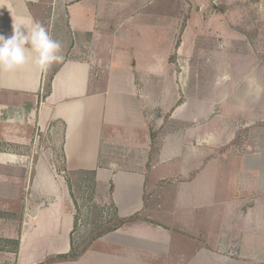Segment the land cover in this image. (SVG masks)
Listing matches in <instances>:
<instances>
[{
  "label": "crops",
  "instance_id": "obj_1",
  "mask_svg": "<svg viewBox=\"0 0 264 264\" xmlns=\"http://www.w3.org/2000/svg\"><path fill=\"white\" fill-rule=\"evenodd\" d=\"M174 5L170 0H0V34L11 36L14 21L30 17L60 41L64 57L43 72L31 60L0 72V264H130L136 259L132 250H125L124 257H109L91 247L109 240L122 247L142 240L170 247L168 239L151 236L162 234L164 226H147L155 220L148 214L155 208L150 198L172 199L171 208L168 203L161 208L165 219L177 207L195 213L213 206L205 199L212 197L216 175L191 169L186 176L194 160L187 150L214 148L219 126L211 124L212 116L202 121L200 101L184 95L185 79L177 84L167 116L178 125L163 129L156 148L144 112L141 75L170 67L171 44L178 55L186 39L185 28H171ZM42 135L46 146L38 140ZM255 140L258 151L247 147L234 180L249 192L253 176L252 188L260 195L264 133ZM79 172L91 173L95 194L117 216L134 220L72 256L79 208L69 178ZM177 179L183 189L162 191ZM187 182L195 183L186 187ZM200 227L193 228L196 236L194 232L189 243L201 235ZM163 256L179 261L186 255L168 250Z\"/></svg>",
  "mask_w": 264,
  "mask_h": 264
},
{
  "label": "rangeland",
  "instance_id": "obj_2",
  "mask_svg": "<svg viewBox=\"0 0 264 264\" xmlns=\"http://www.w3.org/2000/svg\"><path fill=\"white\" fill-rule=\"evenodd\" d=\"M173 3L170 13L176 20L172 17L171 28H185L186 39L178 55L175 44H171L167 56L170 67L141 75L144 112L156 148L163 129L178 125L167 116L174 108L177 84L185 79L184 95L200 101L205 111L202 121L212 116L211 124L219 126L214 148L200 145L202 150H187L194 155L187 172L212 170L216 175L212 197L205 199V204L213 206L198 213H185L177 207L169 214L171 218L165 219L161 208L167 203L171 208L172 199L165 195L150 198L149 205L153 203L159 211L154 208L148 213L155 220L147 226L155 228L158 222L164 226L162 234L151 236L162 242L168 239L170 247L155 241L145 244L144 240L122 247L109 240L96 242L91 250L100 248L109 257H124L125 250H132L136 259L130 264H264V194H255L253 176L248 179L249 192L234 180L240 157L249 151L248 146L257 152L255 136L264 133V0H170V5ZM230 138L232 142L223 145ZM38 140L48 145L44 135ZM69 179L79 208L73 233L74 251L79 252L93 235L117 218L112 206L95 194L91 173H74ZM180 182L168 183L162 191L177 192L183 189ZM192 183L185 185L191 187ZM197 227L202 233L191 244L188 239L195 238L193 230ZM124 240L118 243H126ZM168 250L186 256L184 260L167 261L163 255Z\"/></svg>",
  "mask_w": 264,
  "mask_h": 264
},
{
  "label": "clouds",
  "instance_id": "obj_3",
  "mask_svg": "<svg viewBox=\"0 0 264 264\" xmlns=\"http://www.w3.org/2000/svg\"><path fill=\"white\" fill-rule=\"evenodd\" d=\"M61 47L40 22L30 17L19 23L14 21L11 36L0 34V72H11L29 60L43 72L64 60Z\"/></svg>",
  "mask_w": 264,
  "mask_h": 264
},
{
  "label": "trees",
  "instance_id": "obj_4",
  "mask_svg": "<svg viewBox=\"0 0 264 264\" xmlns=\"http://www.w3.org/2000/svg\"><path fill=\"white\" fill-rule=\"evenodd\" d=\"M116 222L114 224H112L111 226L109 227H106L104 229H102L101 231H99L98 233H96L95 235H93L89 240H88V243L85 244V246L79 251V252H75L74 251V248H72V252H71V255L72 256H77L78 254H81L82 252H84L86 250V248L89 246V244L96 238L108 233V232H111L117 228H119L121 225H123L125 222H129V221H133L134 218L133 217H119L116 215ZM76 223V221H75Z\"/></svg>",
  "mask_w": 264,
  "mask_h": 264
}]
</instances>
